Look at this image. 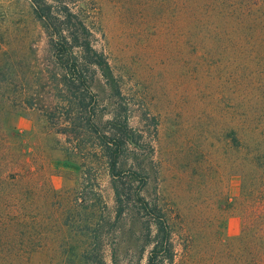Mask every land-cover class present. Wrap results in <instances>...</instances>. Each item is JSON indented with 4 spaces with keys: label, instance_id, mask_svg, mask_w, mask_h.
Returning <instances> with one entry per match:
<instances>
[{
    "label": "trees",
    "instance_id": "obj_1",
    "mask_svg": "<svg viewBox=\"0 0 264 264\" xmlns=\"http://www.w3.org/2000/svg\"><path fill=\"white\" fill-rule=\"evenodd\" d=\"M25 3L31 18L28 32H0V264H41L34 262L38 255L46 264L82 260L106 264L96 259L104 216L91 214L86 220L78 211L70 213L73 190L51 188L42 147L25 143L34 133L23 135L3 123L11 109L24 108L42 112L43 134L61 137L68 155L84 161L100 157L114 185L117 216L127 205L141 213L149 246L144 264H175L179 255L190 258L191 229L177 230L172 212L157 200L150 201L143 186L135 194L130 189L128 179L136 176L145 184L149 174L131 148H138L139 140L149 144L157 140L158 120L142 101L125 94L122 77L114 74L103 49L96 47L101 31L98 0ZM115 4L131 24L154 32L163 26L171 30L180 51L196 54L200 63L226 67L238 57L249 61L239 70L244 71L245 83L259 86V97L235 96L234 88L240 86L235 81L229 97L220 96L216 104L222 105L218 117L226 125L229 176L237 179V192L224 206L239 216V233L224 237L217 217L203 238L212 264H264V65L251 62L254 57L248 54L264 50V0H115ZM251 64L258 68L250 69ZM234 70L227 72L233 81ZM101 102L104 112L98 109ZM134 103L143 108L137 117L131 113ZM83 141L89 150L80 149ZM66 229L87 233L77 254L65 238Z\"/></svg>",
    "mask_w": 264,
    "mask_h": 264
},
{
    "label": "rangeland",
    "instance_id": "obj_2",
    "mask_svg": "<svg viewBox=\"0 0 264 264\" xmlns=\"http://www.w3.org/2000/svg\"><path fill=\"white\" fill-rule=\"evenodd\" d=\"M98 2L101 31L96 47L103 49L114 74L122 77L125 94L139 103L142 101L158 120L157 140L150 144L139 140V147L131 148L138 160L148 167L149 174L145 184L136 176L128 179L130 189L135 194L143 186L150 201L157 200L172 212L177 230L183 226L191 229L194 255L186 260L179 255L175 264H212L203 238L211 231V224L219 217L227 239L235 238L240 228L237 213L227 212L224 206L227 197L237 192V179L229 176L223 137L226 125L218 117L222 105L216 104L220 96L229 97L235 81L240 85L234 88L235 96L259 97V86L245 83L244 71L239 70L244 63L249 66V61L238 57L233 65L237 67H222L211 61L200 63L196 54L180 51L175 43L177 36L170 34L171 30L165 26L158 32L150 27L140 28L137 23L126 20L115 0ZM30 21L25 0H0V32H28ZM248 54L254 57L251 62L264 65V50ZM234 68L240 72L236 74ZM229 69L235 71L234 81L232 76H227ZM253 79L258 81L256 76ZM244 85L249 89L244 90ZM139 103L131 107L135 117L143 112ZM98 109L106 110L102 102ZM3 123L23 135L34 133L25 143L42 147L44 173L51 188L73 190L68 203L70 213L78 211L86 220L91 214L104 216L106 223L101 229L97 260L102 259L106 264H114L113 260L115 264L145 263L149 246L145 244L141 213L133 211V205H127L117 216L114 185L99 156L84 161L77 155H68L64 151L67 144L61 137L43 134L46 121L38 109H11L3 116ZM84 148L89 150L85 141L80 144V149ZM77 233L65 230V238L74 254L79 248L81 251L87 241L86 232ZM202 253L206 254L201 256ZM34 262L46 264L40 255L34 257ZM81 264L86 263L82 260Z\"/></svg>",
    "mask_w": 264,
    "mask_h": 264
}]
</instances>
